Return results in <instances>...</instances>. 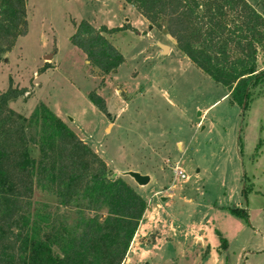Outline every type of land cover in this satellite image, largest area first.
I'll return each mask as SVG.
<instances>
[{
  "label": "rangeland",
  "instance_id": "374dc122",
  "mask_svg": "<svg viewBox=\"0 0 264 264\" xmlns=\"http://www.w3.org/2000/svg\"><path fill=\"white\" fill-rule=\"evenodd\" d=\"M247 1L264 11V0ZM26 11L27 33L0 61V92L10 81L25 91L9 103L24 117L46 104L112 177L146 199L121 264H264V97L244 112L231 104L226 89L178 50L164 22L150 28L122 0H26ZM81 19L96 28L134 25L107 35L124 57L115 73L101 75L70 44L72 21ZM157 42L171 51L162 53ZM256 67L264 69L261 48ZM94 89L106 112L88 100ZM174 165L186 179L174 177ZM126 171L150 182L139 186ZM33 200L54 204L38 189ZM227 208L245 209L248 222Z\"/></svg>",
  "mask_w": 264,
  "mask_h": 264
},
{
  "label": "trees",
  "instance_id": "16d2710c",
  "mask_svg": "<svg viewBox=\"0 0 264 264\" xmlns=\"http://www.w3.org/2000/svg\"><path fill=\"white\" fill-rule=\"evenodd\" d=\"M122 1L150 28L164 22L178 50L226 89L231 104L244 112L249 102L264 97V69L256 67L258 49L264 53V11L247 0ZM72 25L70 44L101 75L115 73L124 57L107 35L132 27L96 28L86 19ZM27 29L26 0H0V61ZM9 84L0 92V264H121L145 199L123 178L112 177L105 162L46 104L37 103L28 117L10 108L25 91ZM87 98L106 112L95 89ZM35 189L52 195L54 204L34 201ZM227 211L248 222L245 209Z\"/></svg>",
  "mask_w": 264,
  "mask_h": 264
},
{
  "label": "water",
  "instance_id": "95a60500",
  "mask_svg": "<svg viewBox=\"0 0 264 264\" xmlns=\"http://www.w3.org/2000/svg\"><path fill=\"white\" fill-rule=\"evenodd\" d=\"M157 46L161 49L162 53H167L169 51V47L167 45L157 42ZM123 174L132 178V180L139 186H144L148 184L150 180L148 175H143L136 171H126Z\"/></svg>",
  "mask_w": 264,
  "mask_h": 264
},
{
  "label": "built area",
  "instance_id": "2783aa9c",
  "mask_svg": "<svg viewBox=\"0 0 264 264\" xmlns=\"http://www.w3.org/2000/svg\"><path fill=\"white\" fill-rule=\"evenodd\" d=\"M173 173H174L175 178H179V179H186L187 178V176L183 173V171L179 168L178 165H174Z\"/></svg>",
  "mask_w": 264,
  "mask_h": 264
},
{
  "label": "crops",
  "instance_id": "0c3cea01",
  "mask_svg": "<svg viewBox=\"0 0 264 264\" xmlns=\"http://www.w3.org/2000/svg\"><path fill=\"white\" fill-rule=\"evenodd\" d=\"M130 6H131V5H130ZM130 25H131L132 27H134V25H133L132 23H130ZM172 40H173V39H172ZM170 51H171V47H169V52H170ZM177 145L179 146V143H177ZM149 182H150V180H149ZM149 182H148V183H149ZM145 200H146V199H145ZM143 216H144V214H143ZM142 219H143V217H142ZM142 219H141V220H142ZM140 226H141V223L139 224V226H138V228H137V231L135 232V235H134L133 239L137 236L138 230H140ZM143 226H146V224L144 223ZM141 232H142V231H141ZM133 239H132V241H133ZM132 241H131V242H132ZM128 250H129V249H128ZM127 253H129V252L127 251ZM127 253H126V254H127ZM124 260H125V259H124ZM124 260H123V261H124Z\"/></svg>",
  "mask_w": 264,
  "mask_h": 264
}]
</instances>
